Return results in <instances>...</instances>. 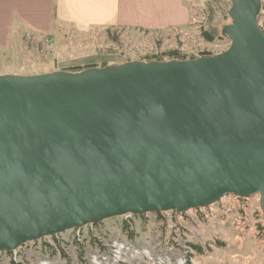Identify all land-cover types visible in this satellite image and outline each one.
<instances>
[{"label":"water","instance_id":"95a60500","mask_svg":"<svg viewBox=\"0 0 264 264\" xmlns=\"http://www.w3.org/2000/svg\"><path fill=\"white\" fill-rule=\"evenodd\" d=\"M229 1L217 54L0 74V252L227 194L264 214L261 0Z\"/></svg>","mask_w":264,"mask_h":264},{"label":"rangeland","instance_id":"374dc122","mask_svg":"<svg viewBox=\"0 0 264 264\" xmlns=\"http://www.w3.org/2000/svg\"><path fill=\"white\" fill-rule=\"evenodd\" d=\"M185 3L190 18L179 28L76 29L58 25L50 33L19 30L9 47L0 49V74L30 75L132 60L150 61L156 57L169 60L175 54L188 59L224 51L230 41L221 35V28L230 23V1L185 0ZM257 19L264 31V0ZM203 31L212 36V41L202 37ZM158 213L107 218L27 246L45 250L66 264H91L92 256L116 237L146 245L152 253L150 264H161L160 260L163 264H264V214L257 194L247 197L227 194L206 207L179 214L173 210ZM193 245L200 246L201 252L195 251ZM20 251L0 256L27 264Z\"/></svg>","mask_w":264,"mask_h":264},{"label":"crops","instance_id":"0c3cea01","mask_svg":"<svg viewBox=\"0 0 264 264\" xmlns=\"http://www.w3.org/2000/svg\"><path fill=\"white\" fill-rule=\"evenodd\" d=\"M189 18L185 0H0V49L19 30L50 33L58 25L163 30L183 27Z\"/></svg>","mask_w":264,"mask_h":264},{"label":"built area","instance_id":"2783aa9c","mask_svg":"<svg viewBox=\"0 0 264 264\" xmlns=\"http://www.w3.org/2000/svg\"><path fill=\"white\" fill-rule=\"evenodd\" d=\"M46 237L35 241L45 239ZM33 242L34 241L24 243L13 251H1L0 254L9 253L16 255V251L21 250L20 253L25 257L27 264H66L65 262H62V259H60L59 257L51 256L45 250L44 252L46 253L42 252V250L40 249L28 248L27 245ZM53 245L54 244H52V246ZM46 246L50 247L51 245L46 244ZM54 254H56V252ZM151 254L152 253L146 245L137 244L135 241L133 242V240L130 239H119L114 237L109 239L108 242L103 245V248L100 252L92 256L93 260L90 263L125 264L131 261H135L150 264L149 261L152 259ZM160 263L163 264V260H160ZM0 264H18V262H16V260L13 258L8 259L4 256H0Z\"/></svg>","mask_w":264,"mask_h":264},{"label":"trees","instance_id":"16d2710c","mask_svg":"<svg viewBox=\"0 0 264 264\" xmlns=\"http://www.w3.org/2000/svg\"><path fill=\"white\" fill-rule=\"evenodd\" d=\"M264 32V31H263ZM202 37L206 40V41H212V36H210L206 31H203L202 33ZM207 55H210L209 53H202L200 56H207ZM186 57H179L178 55H174V56H171L169 59H185ZM190 58H195V57H190ZM155 60H159V61H165L163 59H160V58H155ZM91 67V66H90ZM84 68H72V69H69V71H79V70H82ZM156 214H159L158 212H156ZM192 248L197 251V252H201V248L200 246L198 245H193Z\"/></svg>","mask_w":264,"mask_h":264}]
</instances>
